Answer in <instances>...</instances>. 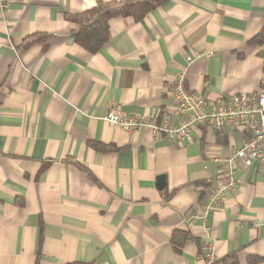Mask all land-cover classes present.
<instances>
[{"label":"crops","instance_id":"0c3cea01","mask_svg":"<svg viewBox=\"0 0 264 264\" xmlns=\"http://www.w3.org/2000/svg\"><path fill=\"white\" fill-rule=\"evenodd\" d=\"M127 1L8 0L0 11V264H205L207 244L213 264H264L254 162H239L238 190L200 214L224 180L217 160L248 135L198 127L176 146L103 120L115 107L175 125L180 76L211 101L256 91L264 0H167L139 21L110 18L97 52L79 44L68 16Z\"/></svg>","mask_w":264,"mask_h":264},{"label":"built area","instance_id":"2783aa9c","mask_svg":"<svg viewBox=\"0 0 264 264\" xmlns=\"http://www.w3.org/2000/svg\"><path fill=\"white\" fill-rule=\"evenodd\" d=\"M7 2L0 0V11L6 8ZM182 82L183 77L180 76L170 90L177 121L175 125L167 119L159 123L147 117L126 115L115 107L108 110L103 120L128 134L142 128L149 129L155 140L165 139L176 146L189 140L191 133L198 127L211 131L229 127L248 135L249 139L243 147L234 149L228 158L217 160L224 180L208 189V203L200 212L205 215L220 206L226 192L235 193L238 190L234 174L239 162H254L264 179V61L259 88L250 95L238 94L211 101L204 94L186 92ZM202 260L205 264H213L215 257L212 245L207 244Z\"/></svg>","mask_w":264,"mask_h":264},{"label":"trees","instance_id":"16d2710c","mask_svg":"<svg viewBox=\"0 0 264 264\" xmlns=\"http://www.w3.org/2000/svg\"><path fill=\"white\" fill-rule=\"evenodd\" d=\"M167 0H130L127 2L97 3L96 6L80 15L68 16L79 24L78 42L80 45L95 53L103 47L108 39V21L110 18L120 15L132 17L135 21L141 20L146 14L154 11ZM259 38H256L258 40ZM92 147L99 148L92 144ZM251 264L260 262L258 258H250ZM224 264H239L236 257L228 256Z\"/></svg>","mask_w":264,"mask_h":264}]
</instances>
